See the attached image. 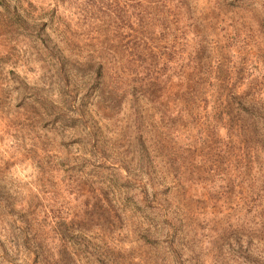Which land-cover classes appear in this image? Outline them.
<instances>
[{
	"label": "rangeland",
	"instance_id": "374dc122",
	"mask_svg": "<svg viewBox=\"0 0 264 264\" xmlns=\"http://www.w3.org/2000/svg\"><path fill=\"white\" fill-rule=\"evenodd\" d=\"M0 264H264V0H0Z\"/></svg>",
	"mask_w": 264,
	"mask_h": 264
}]
</instances>
